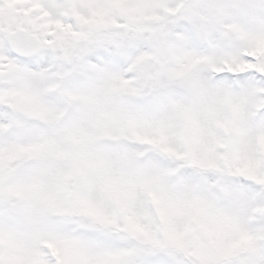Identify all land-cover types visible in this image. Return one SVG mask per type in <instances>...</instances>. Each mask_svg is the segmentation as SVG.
<instances>
[{
    "label": "snow or ice",
    "instance_id": "snow-or-ice-1",
    "mask_svg": "<svg viewBox=\"0 0 264 264\" xmlns=\"http://www.w3.org/2000/svg\"><path fill=\"white\" fill-rule=\"evenodd\" d=\"M0 264H264V0H0Z\"/></svg>",
    "mask_w": 264,
    "mask_h": 264
}]
</instances>
